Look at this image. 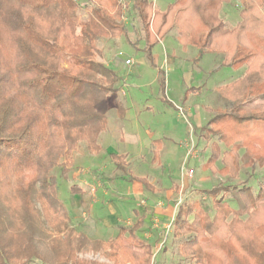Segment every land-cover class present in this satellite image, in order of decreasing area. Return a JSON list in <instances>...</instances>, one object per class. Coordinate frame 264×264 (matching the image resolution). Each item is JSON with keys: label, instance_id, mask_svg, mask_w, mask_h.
<instances>
[{"label": "trees", "instance_id": "1", "mask_svg": "<svg viewBox=\"0 0 264 264\" xmlns=\"http://www.w3.org/2000/svg\"><path fill=\"white\" fill-rule=\"evenodd\" d=\"M129 1L149 59L154 45L176 30L183 49L193 46L199 56L220 53L219 67L243 68L242 76L216 88L223 103L204 128L226 147L235 139L264 138V104L243 106L254 96L264 97V0H174L164 9L154 7L153 0H0V264H48L35 256L42 242L34 236L45 237L43 221L67 217L57 198L56 171L73 167L82 141L95 142L106 129L109 109L124 117L115 87L119 78L95 59V43L127 37L123 13ZM231 2L239 5V19L228 27L221 9ZM115 59L122 60L121 55ZM161 86L164 91L163 80ZM245 144L247 154L256 155ZM219 155L211 142L202 167L235 178L244 159L225 148L216 168ZM109 156L123 171L125 154ZM252 161L246 165L254 169L264 164V157ZM130 179L148 185L145 178ZM78 189L71 185L72 192ZM253 189L249 184L237 187L242 209L215 198L212 218L189 198L181 203L169 233L178 256L190 254L195 261L190 264H262L257 254L264 253V187ZM244 212L246 219L240 217ZM141 225L140 218L119 225L107 244L111 249L118 242L131 264H160L156 256L150 263L153 247L139 236Z\"/></svg>", "mask_w": 264, "mask_h": 264}, {"label": "rangeland", "instance_id": "2", "mask_svg": "<svg viewBox=\"0 0 264 264\" xmlns=\"http://www.w3.org/2000/svg\"><path fill=\"white\" fill-rule=\"evenodd\" d=\"M78 1L83 3L86 0ZM172 1L174 0H153L157 9H164ZM130 5L131 1L123 13L124 23L128 26L127 37L111 40L102 38L95 43V59L105 63L119 78L115 84L118 88L117 99L124 105L125 114L120 119L114 108L109 109L106 129L96 137L95 142L82 141L75 153L73 167L56 171L57 198L67 217L63 219L59 216L57 218L61 219H56L57 221L54 218L51 222L43 221L45 237L41 239L38 235L34 236L35 242L40 240L42 243L37 245L39 254L33 255L44 263L131 264L122 249L118 248V242L110 249L106 241L111 239L117 226L107 227L108 224L103 219L108 218L113 222L119 218L121 225L127 220L131 223L135 218L134 210L147 208L149 201L155 200V191L160 195L158 201L162 206L169 201L171 207L174 203L175 208L176 202L181 204L189 198L212 218L215 213V198L229 203L234 210L242 209L244 203L237 193V187L249 184L254 191L264 187V164L254 169L251 163L246 165L247 161L264 157L263 137L252 142L235 139L226 147L221 144L218 135H213L211 129L204 128L214 108L222 102L216 88L242 76L243 68L219 67L222 60L220 53L207 52L199 56L193 46L183 49L177 40L176 30L169 31L163 40L154 45L149 59L143 50L142 40L139 41L143 34L140 25L133 18ZM235 5L239 7L236 2L224 4L223 11L226 9L231 17L225 18L228 27L234 26L239 19ZM102 47L104 49L101 51ZM115 55H121L122 60L115 59ZM126 59H132V64L126 65ZM162 80L164 91L161 88ZM263 104V96H254L243 106L254 108ZM177 107L185 110L186 117L180 114ZM191 142L196 146L195 157L185 159L187 148L184 145H191ZM211 142L217 144L220 152L216 168L221 166V152L225 148H233L239 158L244 159V165L235 178L227 179L202 167L210 155ZM245 143H248L251 152L255 151L256 155L247 154ZM156 149L159 150L154 154ZM113 152L128 155L123 171L117 169L110 158L109 154ZM182 165L193 169L190 180L185 179ZM135 176L145 178L147 187L130 179ZM73 183L88 192L93 187L94 197L89 195L79 203L83 195L71 191ZM138 188H141V193ZM143 200L146 201L145 205L141 203ZM112 209H116L117 218L111 213ZM83 211L85 217L82 216ZM261 214H264V207ZM240 217L246 219L247 213L244 212ZM155 219L160 229L159 217L152 216L150 224L152 226ZM147 226L142 223L140 237L146 232V228L150 230L151 226L149 229ZM189 235L190 233H186L184 236ZM163 238L168 250L159 251L155 257L156 262H195L188 257V253L186 256H178L177 244L171 240L170 234L167 237L164 234L157 235L153 251ZM34 249L33 246L30 247V250ZM257 256L264 264V253ZM242 257L247 262L252 259L251 256ZM150 261L152 263V257ZM37 262L41 263L39 260ZM16 264H30V261H19Z\"/></svg>", "mask_w": 264, "mask_h": 264}, {"label": "crops", "instance_id": "3", "mask_svg": "<svg viewBox=\"0 0 264 264\" xmlns=\"http://www.w3.org/2000/svg\"><path fill=\"white\" fill-rule=\"evenodd\" d=\"M236 6V5H235ZM237 7V6H236ZM223 9H224V5L222 6V9H221V16L223 17V15L225 16V17H223L224 18V20H225V18H227V19H231V17H230V14H228V12L226 11V9H225V11H223ZM237 9H238V15H239V7H237ZM223 14V15H222ZM238 21V20H237ZM237 21L234 23V25L237 23ZM103 48V47H102ZM101 48V49H102ZM195 90V89H194ZM191 111V110H190ZM156 144H157V142H155ZM159 149H156V150H154L153 151V153L155 154V152H157ZM118 154H125V159H127V154L126 153H118ZM184 177H186L185 179H188V180H190L187 176H185L184 175ZM136 183H138L139 184V182H137V181H135ZM77 184V183H76ZM84 184L85 185H87L86 184V181H84ZM78 185V184H77ZM100 185V184H99ZM78 193L77 194H81V195H83L82 196V198H80L79 199V203L80 202H82V201H85L86 200V197H89V195L90 196H93V193L95 192V189H94V191H91V189L93 188V187H90V189H89V192L88 191H86V190H82L79 186H78ZM139 190V192L141 193V188H138ZM153 199H155V200H153V201H149V204L147 205V208H145V207H142V209L139 211V210H134V214H135V218L132 220V222H134V221H136L138 218H140L141 220H142V223H143V225H148L147 227H148V229H149V227L151 226V219H152V216H157V217H159V220H160V229H159V226L157 227V228H154V226H153V224H152V226H151V228H150V230H147V228H146V232H144V233H142V240H143V242L144 243H148V244H151L152 245V247H153V245H155V242L157 241V235H162V233H163V229H164V226L166 225L165 223H168V221H170L171 220V218L172 217H174V215H175V213H176V209L175 208H173V205H174V203H173V205H172V207H171V203L168 201L165 205H163L162 206V204H160L161 202H159L158 200V198H159V193L158 192H154V194H153ZM94 197V196H93ZM88 208V204H87V206H86V209ZM87 212V211H86ZM111 213L113 214V216H115L116 215V218H117V211H116V209H112L111 210ZM82 216L83 217H85L86 216V214L84 213V211L82 212ZM111 220H114V219H111ZM103 221H104V223L106 222L107 224H108V226L107 227H110V228H112V227H115V226H117V229H115V231L113 232V235H112V237L111 238H114V237H116L117 236V234H118V232H119V225H121L120 224V219L119 218H117V219H115L113 222H111V221H109V219L108 218H104L103 219ZM129 221L130 220H127V221H124V223H123V225L124 224H130L129 223ZM131 222V223H132ZM105 223V224H106ZM153 228V229H152ZM142 230H140V232H141ZM148 231H151L150 233H147ZM86 234V233H85ZM151 239H155L154 241H152ZM107 242V241H106ZM167 250H168V248H167Z\"/></svg>", "mask_w": 264, "mask_h": 264}, {"label": "built area", "instance_id": "4", "mask_svg": "<svg viewBox=\"0 0 264 264\" xmlns=\"http://www.w3.org/2000/svg\"><path fill=\"white\" fill-rule=\"evenodd\" d=\"M118 1L119 2H123L124 0H118ZM132 62H133L132 59H126L125 60V64L126 65H130V64H132ZM176 109L180 112L181 115L186 117L185 110L182 107H177ZM184 146L187 148V151H186V154H185V159L186 158H194L195 157V152H196V146L193 144V142H191V145L185 143ZM181 170L183 171L184 175L187 176L189 179L193 177L194 171H193V169L191 167L182 165ZM91 191H94V188H92ZM141 203H142V205H145L146 201L143 200V201H141ZM179 205H180V203L176 202L175 209H177ZM173 218L174 217H172L171 220L164 226L165 236L167 234H169L171 229H172ZM153 226H154V228L158 227L157 219L154 220ZM164 243H165V238H163L161 240V242L158 244V246L153 251L152 262L154 260V257L156 256V254L162 249Z\"/></svg>", "mask_w": 264, "mask_h": 264}]
</instances>
